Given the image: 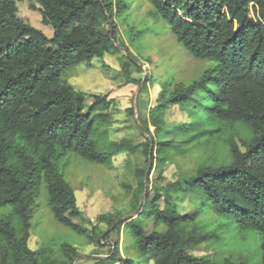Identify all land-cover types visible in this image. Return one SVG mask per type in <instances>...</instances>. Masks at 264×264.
<instances>
[{
  "label": "trees",
  "instance_id": "1",
  "mask_svg": "<svg viewBox=\"0 0 264 264\" xmlns=\"http://www.w3.org/2000/svg\"><path fill=\"white\" fill-rule=\"evenodd\" d=\"M34 1L43 25L52 29L51 38L18 18L15 0H0V208L10 209L0 217V264H72L78 257L69 243L61 245L60 256L51 248L28 247L42 186L58 224L99 247L112 233L117 235L108 255L94 264H138L120 257L122 227L129 229L139 255L154 264H264V0H146L184 51L207 67L191 82H177L167 74L155 105L138 120L141 144L108 140L109 118L91 114L109 110L114 99L88 96L63 79L70 68L116 48L115 20L125 14L129 0ZM103 23L109 26L107 33L101 30ZM128 30L132 41L136 35ZM87 97L93 103L85 112ZM173 106L186 113L185 122L167 123L166 112ZM127 112L134 116L133 108ZM241 133L249 139L242 140L243 150L234 136ZM164 135L172 138L161 139ZM220 142L224 157L214 154ZM150 148L152 164L160 165L207 154L194 174L155 187L154 197L143 202L134 219L115 226L117 220L100 216L111 228L107 232L90 224L77 206L62 161L73 154L110 166L115 156L126 154L142 155L147 162ZM145 172L133 171L138 181ZM158 179L163 180L161 175ZM181 193L194 197L193 213L180 214ZM208 214L215 216L214 222L206 221ZM148 220L160 229L147 234ZM240 231L253 234L255 258L216 259L187 252L202 245L208 249L224 233L232 238Z\"/></svg>",
  "mask_w": 264,
  "mask_h": 264
},
{
  "label": "rangeland",
  "instance_id": "2",
  "mask_svg": "<svg viewBox=\"0 0 264 264\" xmlns=\"http://www.w3.org/2000/svg\"><path fill=\"white\" fill-rule=\"evenodd\" d=\"M15 1L18 18L23 23L40 30L47 38H51V27L43 25L42 18L36 11L39 4L34 0ZM151 11L152 8L146 0H129L125 14L115 20L118 27L115 37L116 48L106 53L103 58H93L90 63L83 62L70 68L63 77L65 83L78 92L88 96L105 95L107 99H114L115 102L109 110L98 108L91 114L92 118L98 116L109 118L108 140L112 142L127 139L134 144L143 143L144 140L137 130L138 120L146 118L147 110L155 105L167 74L174 75L177 82H191L197 79L207 67L206 62L193 60L175 41L166 24L153 11L151 14ZM128 28L132 29L131 35H136L132 41L126 37ZM101 30L107 33L108 24L103 23ZM123 47L128 49L136 63L130 59ZM131 80H140L142 83L137 85ZM144 80H146L145 85ZM92 103V98L87 97L85 112ZM129 108L134 109V116L128 114ZM139 109H141V117L140 113L137 117ZM165 117L170 124L187 120L186 113L176 106L170 107ZM227 128L230 129V126ZM234 136L236 143L243 150L242 140L248 141V135L243 136L241 133ZM171 138L170 135L161 137L164 140ZM176 144L179 145L178 140ZM220 145L215 147L214 154L224 157L226 149L222 142ZM206 154L201 152L199 155L176 157L170 163L161 165L154 162L148 179L151 183L148 184L145 196L144 179L138 181L133 173L136 168L145 170L148 168V161L146 162L142 155L120 154L112 159L110 166H102L85 162L70 154L60 165L66 180L74 190L77 206L84 218L90 224L98 226L101 231L107 232L111 228L99 221L100 216L108 220H122L120 223L134 219L136 210L142 208L143 202L154 197L155 187H165L185 175L194 174L196 169L204 163ZM208 155L212 156L213 153L210 152ZM160 175L162 181L158 179ZM177 197H182L178 202L180 214H191L195 211L196 206L192 203L193 196L181 193ZM46 202L47 195L42 186L30 220L28 240L30 249L37 251L41 247L51 248L55 256H60L61 245L69 243L78 252V257L72 264H94L97 258L108 255L110 245L117 236L115 233H112L111 239L100 247L91 244L87 238L58 224L48 210ZM9 212L10 209L7 207L0 208V217ZM204 218L209 223L215 221L214 215L208 214ZM71 222L75 225L80 224L78 219H72ZM214 226L215 224L209 228ZM145 227L146 233L149 234L154 229H160L161 226L148 220L145 222ZM234 234L235 236L231 238L224 233L223 239L217 244H212L208 249L202 245L200 250L189 249L187 252L195 256L209 253L216 259L221 255L230 256L234 260L255 258L256 253L254 254L253 250L256 248V241L253 234L241 231ZM118 237L120 257L131 259L138 264H154L151 260L147 262L145 256L139 255L128 228L122 227Z\"/></svg>",
  "mask_w": 264,
  "mask_h": 264
},
{
  "label": "water",
  "instance_id": "3",
  "mask_svg": "<svg viewBox=\"0 0 264 264\" xmlns=\"http://www.w3.org/2000/svg\"><path fill=\"white\" fill-rule=\"evenodd\" d=\"M138 116H139V112L137 111V117ZM136 122H137V119H136ZM151 168H152V160H151V148H150L149 157H148V168L146 169L145 176H144V196L146 195L148 191V179H149ZM139 210L140 208L136 210L135 214H137ZM121 221L122 220L115 222L114 225L120 223ZM99 241H100V238H99ZM99 258H104V257H99Z\"/></svg>",
  "mask_w": 264,
  "mask_h": 264
}]
</instances>
